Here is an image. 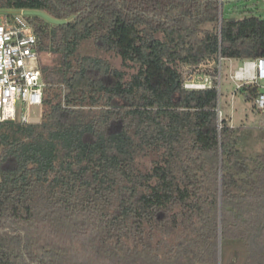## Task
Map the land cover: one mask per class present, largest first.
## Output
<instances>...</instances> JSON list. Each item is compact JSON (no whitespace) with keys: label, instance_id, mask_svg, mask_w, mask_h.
<instances>
[{"label":"trees","instance_id":"16d2710c","mask_svg":"<svg viewBox=\"0 0 264 264\" xmlns=\"http://www.w3.org/2000/svg\"><path fill=\"white\" fill-rule=\"evenodd\" d=\"M219 4L0 0L67 19L22 15L55 57L39 65V121L0 123V264H217L219 238L220 255L237 242L264 264V126L243 153L250 126L219 120L216 68L210 87H183L185 66L264 56V16ZM85 40L134 71L79 54ZM263 91L234 93L256 105Z\"/></svg>","mask_w":264,"mask_h":264},{"label":"built area","instance_id":"2783aa9c","mask_svg":"<svg viewBox=\"0 0 264 264\" xmlns=\"http://www.w3.org/2000/svg\"><path fill=\"white\" fill-rule=\"evenodd\" d=\"M38 58L37 40L31 25L22 14L11 12L0 22V123L31 120L25 111L17 118V103L41 106L45 83ZM217 60L221 62L220 55ZM203 65L190 68L184 77V88L202 89L212 85V76ZM230 78L234 80L236 89L243 84H261L264 81V56L243 60ZM256 107L264 113V91L256 99Z\"/></svg>","mask_w":264,"mask_h":264},{"label":"rangeland","instance_id":"374dc122","mask_svg":"<svg viewBox=\"0 0 264 264\" xmlns=\"http://www.w3.org/2000/svg\"><path fill=\"white\" fill-rule=\"evenodd\" d=\"M219 11L222 8L225 9L227 15L241 16L249 13L250 10H254L257 14L264 16V0H221L219 2ZM7 10L0 9V22L5 20L7 17ZM78 53L81 55H93L101 57L107 60L111 66L120 68L127 71L128 74L134 71L132 67H122L120 57L114 52H106L99 49L92 40L83 41L79 48ZM55 55L51 53H40L38 58V64L43 63L49 64L53 61ZM241 64V61L232 59L231 61L223 59L219 63L218 60L215 62L209 61L204 62L202 66L204 69L214 70L216 68L215 79L219 81V109L220 119L224 116L228 123L231 125L238 126L241 123H245L246 126H250L246 132L245 140L241 145L243 153H249L252 150L260 149L262 141L258 137L257 127L264 126V113L261 109L257 108L256 105L245 102L238 94H235L236 84L234 80L230 78V74L233 73ZM184 77L187 76L190 67L185 66ZM264 81H261L263 85ZM217 85V84H216ZM243 105H246L243 107ZM254 106V107H253ZM42 106L36 105H21L17 103V118H19L22 111L27 112L28 116L40 118ZM261 110V111H260ZM139 163L144 166L148 164L147 158H141ZM244 248L237 242L229 243L224 247L222 254L220 255V261L217 264H243L244 260ZM210 264V263H209Z\"/></svg>","mask_w":264,"mask_h":264},{"label":"water","instance_id":"95a60500","mask_svg":"<svg viewBox=\"0 0 264 264\" xmlns=\"http://www.w3.org/2000/svg\"><path fill=\"white\" fill-rule=\"evenodd\" d=\"M221 0H219L220 2ZM11 12H16L22 15H38L41 16L42 18H44L45 20H47L48 22L54 23V24H63L67 22V19H58V18H54L52 16H50L49 14H47L44 11L41 10H36V9H22V10H14ZM221 16V14H220ZM234 17H231L230 20H233ZM220 24V22H219ZM217 90H218V102H219V81L217 82ZM217 114H218V118L220 120V109H219V104H217V108H216ZM12 120L6 121V122H11ZM31 122H37L39 121V118H35V117H31ZM220 251H221V247H220V238H219V242H218V262L220 261Z\"/></svg>","mask_w":264,"mask_h":264},{"label":"crops","instance_id":"0c3cea01","mask_svg":"<svg viewBox=\"0 0 264 264\" xmlns=\"http://www.w3.org/2000/svg\"><path fill=\"white\" fill-rule=\"evenodd\" d=\"M231 60H232V59H231ZM231 60H229V61H231ZM235 60H236V59H235ZM240 61H241V63H242L243 60H240ZM240 61H239V62H240ZM263 84H264V83H263ZM239 96H240V95H239ZM240 97H241V96H240ZM241 98H242V97H241ZM243 100H244V99H243ZM245 106H246V105H243V107H245ZM262 120L264 121V118H262ZM233 126H235V125H233Z\"/></svg>","mask_w":264,"mask_h":264}]
</instances>
